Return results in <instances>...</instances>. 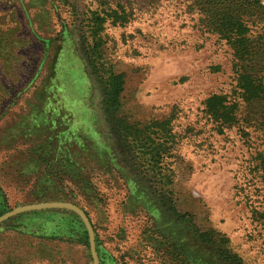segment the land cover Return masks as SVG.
I'll list each match as a JSON object with an SVG mask.
<instances>
[{
    "label": "rangeland",
    "instance_id": "obj_1",
    "mask_svg": "<svg viewBox=\"0 0 264 264\" xmlns=\"http://www.w3.org/2000/svg\"><path fill=\"white\" fill-rule=\"evenodd\" d=\"M189 5L0 0V216L71 203L92 224L100 264H264V138L219 134L203 112L210 95L231 94L235 73ZM96 28L105 70L123 76L117 117L170 122L176 144L158 165L124 161L108 134L85 66ZM0 264L92 259L81 221L48 210L0 224Z\"/></svg>",
    "mask_w": 264,
    "mask_h": 264
},
{
    "label": "trees",
    "instance_id": "obj_2",
    "mask_svg": "<svg viewBox=\"0 0 264 264\" xmlns=\"http://www.w3.org/2000/svg\"><path fill=\"white\" fill-rule=\"evenodd\" d=\"M187 2L190 3V11L198 15V26L203 32L217 36L228 45L235 73L236 85L231 94L210 95L204 102L203 112L219 134L237 129L243 137L250 139L254 134L250 133L252 131L264 138V0H187ZM98 34V28L91 32L94 46L90 54L85 56V66L88 75L98 85L100 112L108 134L115 135L120 142L121 152L129 155L124 157V161L129 159L130 164L144 161L158 165L157 162L171 156L176 144L170 122L165 119L141 127L117 117L124 88L123 76L105 70ZM260 159L264 173V157L261 154ZM47 167L58 166L48 164ZM261 178L264 181V175ZM56 211L68 213L66 210ZM176 219L181 225H190L186 215H176ZM81 228L86 243L87 233L82 223ZM196 235L207 245L213 243L206 239L203 233L197 231ZM180 249L183 254L184 248ZM219 254L223 255L222 252Z\"/></svg>",
    "mask_w": 264,
    "mask_h": 264
},
{
    "label": "water",
    "instance_id": "obj_3",
    "mask_svg": "<svg viewBox=\"0 0 264 264\" xmlns=\"http://www.w3.org/2000/svg\"><path fill=\"white\" fill-rule=\"evenodd\" d=\"M48 210H66L75 214L81 223L83 224L85 231L88 237V245L89 251L92 259V264H100L99 258L95 248V240H94V231L92 224L87 217V215L77 206L66 203V202H48V203H39V204H32L27 206L17 207L2 216H0V224L22 214L31 213V212H41V211H48Z\"/></svg>",
    "mask_w": 264,
    "mask_h": 264
}]
</instances>
